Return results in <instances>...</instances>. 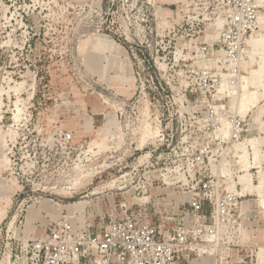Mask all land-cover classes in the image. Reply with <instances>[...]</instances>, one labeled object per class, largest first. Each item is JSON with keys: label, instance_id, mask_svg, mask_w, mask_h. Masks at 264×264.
Segmentation results:
<instances>
[{"label": "rangeland", "instance_id": "1", "mask_svg": "<svg viewBox=\"0 0 264 264\" xmlns=\"http://www.w3.org/2000/svg\"><path fill=\"white\" fill-rule=\"evenodd\" d=\"M253 2L0 0V264H40L36 245L64 220L162 209L204 171L184 166L174 190L162 164L199 155L224 159V187L253 213L190 264H264V49L214 52L216 23ZM262 2L248 41L264 40ZM237 123L238 141L220 135Z\"/></svg>", "mask_w": 264, "mask_h": 264}, {"label": "built area", "instance_id": "2", "mask_svg": "<svg viewBox=\"0 0 264 264\" xmlns=\"http://www.w3.org/2000/svg\"><path fill=\"white\" fill-rule=\"evenodd\" d=\"M262 1L254 0L247 10L226 17L222 24L216 23L220 47L216 45L219 49L214 51L215 54L231 57L237 50L250 47L248 40L258 24ZM219 132L223 138L233 134L238 141L245 130L237 123L232 128L222 125ZM173 156L175 158V151ZM217 159L211 161L199 155L186 162L177 163L174 159L170 164H162L158 171L162 185L168 187L165 183L168 180L174 190L183 187L179 172L184 166L204 167L195 186L190 177L185 186L190 188L187 192H183L184 187L175 192L172 199L165 194L162 200L167 202L163 203L162 209L155 210L150 202L143 203L140 211L125 208L121 215L100 227L76 226L66 220L55 224L36 245L38 263L190 264L211 255L217 249L222 233L230 225L240 226L244 217L248 221L253 213L249 205L243 206L234 192L224 187L223 180L227 179L221 169L225 163L221 156ZM240 168H244V164Z\"/></svg>", "mask_w": 264, "mask_h": 264}, {"label": "bare ground", "instance_id": "3", "mask_svg": "<svg viewBox=\"0 0 264 264\" xmlns=\"http://www.w3.org/2000/svg\"><path fill=\"white\" fill-rule=\"evenodd\" d=\"M259 18V17H258ZM262 19V18H261ZM262 23V22H261ZM261 23H259V24H261ZM261 36V35H260ZM255 37V38H253L250 42V44H251V46H253L254 48L255 47H261V48H263L264 49V40L261 38V37ZM258 48H256V49H258ZM248 73V72H247ZM262 73H264V72H262ZM260 74H261V72H260V70H258V71H253L252 73H251V78H250V80H251V85H254V86H256V84H257V81H258V79H257V81H256V78L258 77V78H261L260 77ZM249 80V81H250ZM246 81H248V80H246ZM261 81V80H260ZM243 82V81H242ZM242 82H240V83H242ZM243 85V84H242ZM264 85V84H263ZM243 86H245V85H243ZM241 88V87H240ZM261 89V88H260ZM246 90V89H245ZM247 93V92H246ZM256 93H250L249 95H247V96H249V98H250V101L251 100H254V98L256 97V95H255ZM253 95H255V97L253 96ZM260 95V94H259ZM262 95V94H261ZM240 96V95H239ZM243 98H245V97H243ZM249 98H247L248 100H249ZM246 99V98H245ZM256 99H258V97L256 98ZM247 101V100H246ZM246 101H245V104H248V103H246ZM255 101V100H254ZM254 101H252V102H254ZM248 102V101H247ZM256 102V101H255ZM243 103V102H242ZM251 103V102H250ZM252 104H254V103H252ZM248 106V105H247ZM260 152V151H259ZM259 152H258V154H259ZM259 156V155H258ZM245 159V158H244ZM256 159V158H255ZM262 159V158H261ZM259 161V160H258ZM260 163V162H259ZM258 166V165H257ZM260 169V168H259ZM242 170V172L243 173H245V174H243L242 176L240 175L239 176V178H240V180H239V182L242 184V182H245L247 185H248V187H249V189H253V187H254V185H253V183H252V181H253V177H252V175L251 174H249V172H248V168L246 167H244V168H242L241 169ZM261 170V169H260ZM258 172H259V170H258ZM263 175V174H262ZM262 175H260L259 174V176H262ZM264 176V175H263ZM264 178V177H263ZM264 181V180H263ZM260 183H261V181H259ZM258 185H260V184H258ZM258 185H255V186H258ZM261 185H263V184H261ZM242 186H244L243 184H242ZM260 187H262V186H260ZM259 187V188H260ZM257 189V188H256ZM262 189H263V187H262ZM261 190V189H260ZM263 191V190H262ZM259 192V191H258ZM260 193V192H259ZM260 194H262V193H260ZM261 199V198H260ZM261 252V251H260ZM261 253H263V252H261ZM261 256V255H260ZM264 257V256H263ZM261 259V258H260ZM262 261H261V263L263 262V260L264 259H261ZM264 263V262H263Z\"/></svg>", "mask_w": 264, "mask_h": 264}]
</instances>
